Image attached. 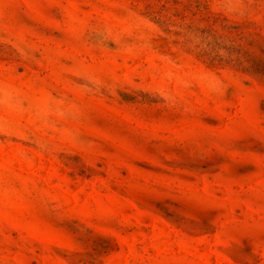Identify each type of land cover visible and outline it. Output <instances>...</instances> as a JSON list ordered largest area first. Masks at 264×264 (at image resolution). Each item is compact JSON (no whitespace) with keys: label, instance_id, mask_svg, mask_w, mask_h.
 I'll use <instances>...</instances> for the list:
<instances>
[{"label":"rangeland","instance_id":"1","mask_svg":"<svg viewBox=\"0 0 264 264\" xmlns=\"http://www.w3.org/2000/svg\"><path fill=\"white\" fill-rule=\"evenodd\" d=\"M0 264H264V0H0Z\"/></svg>","mask_w":264,"mask_h":264}]
</instances>
